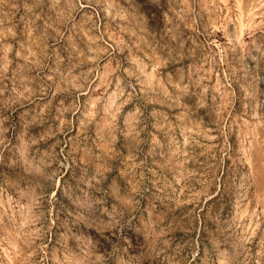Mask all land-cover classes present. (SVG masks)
Segmentation results:
<instances>
[{"label": "clouds", "instance_id": "obj_1", "mask_svg": "<svg viewBox=\"0 0 264 264\" xmlns=\"http://www.w3.org/2000/svg\"><path fill=\"white\" fill-rule=\"evenodd\" d=\"M0 264H264V0H0Z\"/></svg>", "mask_w": 264, "mask_h": 264}, {"label": "rangeland", "instance_id": "obj_2", "mask_svg": "<svg viewBox=\"0 0 264 264\" xmlns=\"http://www.w3.org/2000/svg\"><path fill=\"white\" fill-rule=\"evenodd\" d=\"M52 43H53V42L48 41V42H46V43L43 45V47H44V49H45L46 52H50V51L52 50ZM229 59H231V57H229ZM221 67L223 68L224 66L221 65ZM197 70H199V66H197ZM224 74H225V73H217V72L213 71L212 73H210V76H211V80H212V82H215L216 80L220 79V77H221L222 75H224ZM8 76H9V79L5 80V81H4V84H7L8 87L10 88V87H11V72H10V71H9V73H8ZM6 111H7V110H6ZM78 132H79V128H78V127L75 128V129H70V130H69V135H68V137H67V139H68V141H69V147L71 146V143H70V142H71V138H72V136L75 135V134H78ZM213 159H214V158H213ZM226 160H227V164H226V165H222L221 168H220L219 170H214V171L211 173V175H213V176H223L224 179H227V176L225 175V173L228 171L229 168L232 167L233 161H232V159H231L230 157H229V158H226ZM70 163H71V162H70ZM70 176H71V172L69 171V172L67 173V175L65 176V179H68ZM62 182H63V181H61V183H62ZM214 191H215V183H213V184H212L211 186H209V188H208V192H209V193H213ZM184 207H186V208H195V207H197V205L194 204V203L189 202V203L185 204Z\"/></svg>", "mask_w": 264, "mask_h": 264}]
</instances>
